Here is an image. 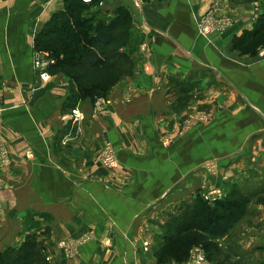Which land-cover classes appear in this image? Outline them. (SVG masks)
<instances>
[{
    "label": "crops",
    "instance_id": "1",
    "mask_svg": "<svg viewBox=\"0 0 264 264\" xmlns=\"http://www.w3.org/2000/svg\"><path fill=\"white\" fill-rule=\"evenodd\" d=\"M68 1L0 0V139L9 158L0 153V253L33 239L47 264H190L159 260L170 220L207 187L264 194V58L232 47L254 29L264 0H221L236 22L209 37L196 22L216 0L88 5L82 16L125 6L133 18L125 50L134 72L95 97L109 100L104 109L69 76L35 67V38ZM198 110L207 121L182 133ZM106 141L117 150L113 168L98 162ZM254 209L264 222V201ZM86 233L92 239L66 257L58 242ZM259 235L245 238L251 248Z\"/></svg>",
    "mask_w": 264,
    "mask_h": 264
},
{
    "label": "trees",
    "instance_id": "2",
    "mask_svg": "<svg viewBox=\"0 0 264 264\" xmlns=\"http://www.w3.org/2000/svg\"><path fill=\"white\" fill-rule=\"evenodd\" d=\"M91 3L69 0L66 9L54 13L38 32L35 50L47 53L55 60L48 65L50 74L69 76L84 97L95 98L131 75L135 64L125 50L133 19L129 9L118 7L113 16L99 11L91 17L82 16L84 8ZM232 43L233 49L242 54L256 55L264 46V13L257 19L253 30L234 36ZM244 191L233 184L228 194L214 203L199 194L181 215L164 227L165 245L159 260L185 262L191 249L202 245L207 249L208 259L215 262L217 245L212 239L227 237L228 231L245 213L249 200L244 197ZM219 228L223 229L222 232L215 235L214 231ZM34 248L35 242L31 239L18 249H7L0 253V264H47L46 255ZM237 254L238 251L233 253ZM228 261L222 260L219 264H232Z\"/></svg>",
    "mask_w": 264,
    "mask_h": 264
},
{
    "label": "built area",
    "instance_id": "3",
    "mask_svg": "<svg viewBox=\"0 0 264 264\" xmlns=\"http://www.w3.org/2000/svg\"><path fill=\"white\" fill-rule=\"evenodd\" d=\"M86 3H91L93 0H83ZM235 18L233 17H223L218 12V10L211 7L205 14L201 15L197 19V27L199 30V34L209 37L215 33H224L229 28L235 25ZM256 57L264 58V46H261L256 54ZM35 67L48 75V65L53 63L55 60L51 58L47 53H35ZM109 100L101 98L98 101V108L103 109L106 107ZM0 110H3L2 105V98L0 97ZM84 114L80 111V109H74L73 112V119L74 122H80L83 120ZM208 114L202 110H198L196 112L191 113L188 115L182 125L181 132H187L194 128L198 123H202L207 121ZM0 153L2 154L5 160H9L7 156V152L4 150L3 142L0 139ZM98 161L102 167L105 168H113L118 164L119 158L117 154V150L115 149L114 145L110 141H106L100 152L98 154ZM210 170H215V165H209ZM2 185L0 184V188ZM202 197L208 201L209 203H214L219 199H222L226 195V187L224 186H214V187H207L204 191L201 192ZM92 239L91 233L80 234L79 236L64 238L58 242V246L66 257L73 258L77 256L81 250V247L87 243L89 240ZM196 249V264H206L204 257L200 254V250L198 247ZM48 260L52 258L50 256L47 257Z\"/></svg>",
    "mask_w": 264,
    "mask_h": 264
},
{
    "label": "rangeland",
    "instance_id": "4",
    "mask_svg": "<svg viewBox=\"0 0 264 264\" xmlns=\"http://www.w3.org/2000/svg\"><path fill=\"white\" fill-rule=\"evenodd\" d=\"M221 3H222L221 0H216L214 2V4L212 5V7L214 9L218 10V12L221 14V16H223L225 18L231 17L230 15H227L223 12L222 7H221ZM100 99L95 98V101H94V106L97 109H99L97 103ZM0 111H2V110H0ZM211 164H213V163H211ZM209 170H210V167H209ZM249 182H250L249 183V185H250L251 181H249ZM226 190H227V188H226ZM243 193L246 194V195H244V197L246 196L249 200V204H248V207H247L245 213H243L239 217V219H238L237 223L234 225V227H232L231 230L228 231L229 233L227 234V237H225V238L218 237V238L212 239L213 243L217 245L216 246V253L217 254H216V260H215V263H217V264H219L220 263L219 261H222V260L227 262L228 259L230 260L228 262H230L232 264H264V240L260 239L259 241L254 242V244H252L253 248H251L250 247L251 244L249 243V240L247 241L245 239L248 235L250 236V234L253 232H254V234H256V233L262 234L259 236L264 237V235H263L264 234V222L260 220V218L262 217V214L260 212L256 211L257 209H254V205L257 203L258 200L264 201V194H261L258 196V195H253L252 193L246 192V191H244ZM247 193H248V195H247ZM226 195H227V192H226ZM253 202H255V203L253 204ZM251 207H253V208H251ZM222 230L223 229H221V228L215 230L214 231L215 235H219L218 233H221ZM237 240H239V241H237ZM164 245H165V242H164ZM259 245H260V247H258ZM195 247L199 248V250H200L199 252H200V254L203 255L206 264H213V262L208 259L207 249H205V247H203L202 245H196L191 249L190 257L187 260L190 262V264H196V257H197L196 254L197 253H196ZM251 249L257 250L260 253H256V254H254V256L251 254L252 258L251 257H244V259L235 258L233 256V253H235L236 251L244 252V251L251 250ZM231 250H233V251H231ZM230 251L233 253H231ZM51 260H48V261H51ZM226 264H228V263H226Z\"/></svg>",
    "mask_w": 264,
    "mask_h": 264
}]
</instances>
